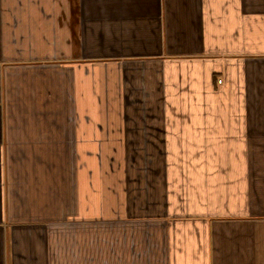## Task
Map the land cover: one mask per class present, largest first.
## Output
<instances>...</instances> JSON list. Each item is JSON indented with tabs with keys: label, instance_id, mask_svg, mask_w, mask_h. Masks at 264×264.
Here are the masks:
<instances>
[{
	"label": "crops",
	"instance_id": "0c3cea01",
	"mask_svg": "<svg viewBox=\"0 0 264 264\" xmlns=\"http://www.w3.org/2000/svg\"><path fill=\"white\" fill-rule=\"evenodd\" d=\"M0 264H264V0H0Z\"/></svg>",
	"mask_w": 264,
	"mask_h": 264
},
{
	"label": "rangeland",
	"instance_id": "374dc122",
	"mask_svg": "<svg viewBox=\"0 0 264 264\" xmlns=\"http://www.w3.org/2000/svg\"><path fill=\"white\" fill-rule=\"evenodd\" d=\"M151 221V219H149ZM162 220V219H160ZM126 225L125 228H127V234H128V239L129 242L131 241V237L134 239L136 238L135 236V231L141 228H149V225L145 224V221H138L135 220V218H127L122 220ZM135 232V233H134ZM133 257V256H132Z\"/></svg>",
	"mask_w": 264,
	"mask_h": 264
},
{
	"label": "built area",
	"instance_id": "2783aa9c",
	"mask_svg": "<svg viewBox=\"0 0 264 264\" xmlns=\"http://www.w3.org/2000/svg\"><path fill=\"white\" fill-rule=\"evenodd\" d=\"M218 82H221V80H218Z\"/></svg>",
	"mask_w": 264,
	"mask_h": 264
}]
</instances>
